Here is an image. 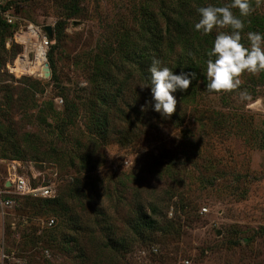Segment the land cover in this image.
Masks as SVG:
<instances>
[{
  "label": "rangeland",
  "instance_id": "rangeland-1",
  "mask_svg": "<svg viewBox=\"0 0 264 264\" xmlns=\"http://www.w3.org/2000/svg\"><path fill=\"white\" fill-rule=\"evenodd\" d=\"M72 1L8 0L16 15L52 27L63 19V4ZM230 2L80 0V15L68 20L54 54L55 82L15 71L24 49L7 46L8 34L0 31V191L8 168L32 186L52 187L51 198L71 206L66 216H80L90 230L92 240L90 235L80 240L87 243V264H264V72H243L237 88L209 92L207 52L216 35L230 29L214 26L207 34L194 29L199 7ZM249 3L250 13L241 17L245 46L248 32L264 34V0ZM174 12L197 37L188 53L178 37L167 38L164 45L173 51L162 63L175 68L180 57L184 63L177 69L189 66L197 79L176 94V110L165 117L152 110L150 88L141 89L150 83L144 72L151 65L136 63L134 55L135 62L117 65L125 54L138 53L145 23L153 20L154 29L164 30L163 16ZM233 12L239 16V9ZM108 55L111 65L102 71L111 76L113 93L122 89L106 125L94 126L90 112L98 109L89 106L88 99L95 100L88 91L96 92L102 79L97 70ZM71 103L76 108L69 113ZM8 196L14 203L0 211V264H75L72 256L78 253L71 255L72 243L65 240V252L42 241L22 251L26 238L48 234L45 222L55 216L32 211L28 204L34 202L25 197ZM151 206L157 214L150 213ZM139 213L160 226L176 221V236L163 239L153 231L145 234L152 239L147 242L133 237L124 253L104 250L107 239L134 236L136 224L144 223Z\"/></svg>",
  "mask_w": 264,
  "mask_h": 264
},
{
  "label": "trees",
  "instance_id": "trees-1",
  "mask_svg": "<svg viewBox=\"0 0 264 264\" xmlns=\"http://www.w3.org/2000/svg\"><path fill=\"white\" fill-rule=\"evenodd\" d=\"M79 1L80 0H73L72 3L70 2L68 5L62 6L63 13L60 17H63L62 20L59 22L55 23L53 28H52V38L51 41L54 43L49 47V50L47 52V61L48 64L51 68V77L50 80L55 82L57 81V75H56V62L54 59V54L58 50V48L61 46V43L64 41V29L65 25L67 24L68 20H71L73 17L80 15V8H79ZM11 4L12 2H7L6 5L4 6L3 10H9L11 9ZM181 9H183V6H179ZM177 7V10L179 9ZM187 8V7H185ZM184 8V9H185ZM14 13V11H12ZM15 14V13H14ZM163 15V14H162ZM161 15V18H162ZM163 20L165 21L164 23V30L160 28L159 31L154 29V27L157 26L154 24L153 20L152 23L150 22L148 26L145 25L144 31L146 30L145 33V39L143 40L144 44L142 47L139 49L137 54H125L126 58L122 59L121 61H118L117 67H122L125 66L124 64L128 61L133 60V55L137 56L138 60H136V63H142V62H147L149 65H151V61L153 58H160L161 61H167L168 60V54L170 55L173 51V49L165 46V42L167 38H174L178 37L180 39V42L182 43L184 47V52L188 53V50L191 48L192 44L194 43V40L196 39L197 35L189 29L187 26L188 24L186 23L185 20L182 22V18L180 14H169L163 16ZM154 26V27H153ZM14 28L8 24H6L2 18L0 17V31H6L8 34V39L12 36ZM195 44V43H194ZM63 45V44H62ZM12 47H19L17 45L12 44ZM171 46V45H170ZM194 49V48H193ZM192 49V50H193ZM190 54V52H189ZM187 56L184 58L186 63L189 65H193V58L191 55L186 54ZM111 56L108 55V61L106 62V65L102 66L99 68L97 71H101V73L98 75V78H102L100 83L98 82V88L95 92V90L92 88L90 91H88L90 98H94L95 102L93 99H88L89 101V106L94 107L95 110L98 109V112H94L91 114L90 112V117L93 119L91 122V125L94 126H104L106 125V122H108L109 115L112 111L108 110L112 108V106L115 103V100L120 97L121 93V87H116L115 93H113L114 90V82L111 81V76L107 75L106 73H103L102 70H107V68L111 65ZM132 62H135L132 61ZM177 63V66L174 68L175 73H179L180 71L177 69L178 66L183 65V60L182 58L178 57L175 61ZM166 65V64H164ZM170 68H173V66H169ZM102 68V69H101ZM196 70V68H195ZM183 71H192L193 69L189 66L184 68ZM150 72H144V76L148 78L150 81ZM80 93L82 91H79ZM180 92H177L176 94L179 96ZM85 97H80V100ZM76 108V105L71 103L68 104L67 108L65 111L72 112ZM106 109L101 112V109ZM126 119V116H125ZM128 120H130L128 118ZM96 124V125H95ZM15 157H19L18 152H15L14 155ZM81 191V190H80ZM81 194L86 197L84 192L81 191ZM25 199L31 200V203L34 202V205H31V210L32 211H39V212H45V213H50L51 215L55 216L53 217L55 224L50 228V231L48 232L47 235L43 237H28L26 238L27 241L25 240L22 243V251L23 252H29L32 248L35 247V244L38 242L42 241L45 246L48 248L53 246V248H57L60 251H64V248L61 246V243H64V240L67 241V243H72L71 248L76 249L72 250L70 247H68V250L71 252V255L74 252H77L78 254L73 255L72 257L76 260L75 264H87V261H89L88 254H87V243L80 244L81 240V235H90V230L82 224V219L80 216L73 215L72 212L68 215L67 213L70 211V207L68 208L67 204L62 202V200L58 198H37L33 199L31 197H25ZM142 212V211H141ZM150 213L152 215L157 214V208L154 206L150 207ZM140 214V221H143L144 223L142 224L141 227H139L136 224V228L134 229V236L133 235H128L125 238L119 240L118 242H115L114 239H107V244L106 242L104 243V250H110V252H118L122 251L123 253L126 252L128 246V243L130 240H133V237L140 241H149L152 240L149 236L147 237L145 234L148 232L151 234L153 231H159L161 233V236L163 239L168 238L170 235H175L177 232L175 230V225H177L176 221L173 220H165L163 225H158V223L151 218V216H145L141 213ZM102 215V214H100ZM139 216V215H138ZM80 217V218H79ZM144 228L143 230H141ZM141 230L142 232H140ZM70 232V234H69ZM144 232V233H143ZM148 234V235H150ZM176 236V235H175ZM45 237H47L46 240ZM88 238V236H87ZM149 238V239H147ZM90 239L92 240V236L90 235ZM90 239L88 238V241L90 243ZM155 242V241H154ZM231 243L233 244H238L239 241H232ZM29 244V245H28ZM32 245V246H30ZM44 246V247H45ZM69 252L67 251V254ZM73 260V259H72ZM45 264H49L46 262Z\"/></svg>",
  "mask_w": 264,
  "mask_h": 264
},
{
  "label": "clouds",
  "instance_id": "clouds-1",
  "mask_svg": "<svg viewBox=\"0 0 264 264\" xmlns=\"http://www.w3.org/2000/svg\"><path fill=\"white\" fill-rule=\"evenodd\" d=\"M233 9H239V16ZM200 19L194 25L196 31L207 34L214 26H228L230 31L216 35L211 49L207 52L209 59L206 66L205 88L209 92H220L235 89L239 86V76L243 72H264V34L248 32L249 46L242 41L244 21L250 11L249 0H231L229 4L217 6L209 4L198 8ZM150 72V88L152 110L161 116H171L176 110V93H184L189 89L197 73L192 71L174 72V68L163 65L162 61L153 58ZM147 103V102H146ZM146 107L141 106V111Z\"/></svg>",
  "mask_w": 264,
  "mask_h": 264
},
{
  "label": "built area",
  "instance_id": "built-area-1",
  "mask_svg": "<svg viewBox=\"0 0 264 264\" xmlns=\"http://www.w3.org/2000/svg\"><path fill=\"white\" fill-rule=\"evenodd\" d=\"M8 0H0V17L2 20L14 28L12 36L8 39L7 46L14 44L24 49L22 56L20 55L19 61L25 60L26 64L32 63L34 60V51L30 46L41 47L45 57V64L47 61V52L49 47L54 43L51 41L45 31L44 26L36 25L14 13L12 9L3 10ZM53 28V27H52ZM32 59V60H31ZM17 61V62H19ZM17 63L15 64L16 67ZM14 67V68H15ZM16 71V70H15ZM38 77H42L40 74H36ZM9 167V166H8ZM14 169H7V177L4 180V189L0 191V211L4 214V210L9 209L13 205V200L8 195H18L20 197L34 198H51L53 195V189L49 186H32L30 182L24 177H17L12 174ZM8 194V195H7ZM206 211L205 209L203 212ZM55 224L54 219L50 218L45 225L48 228H52ZM2 259V258H1Z\"/></svg>",
  "mask_w": 264,
  "mask_h": 264
},
{
  "label": "bare ground",
  "instance_id": "bare-ground-1",
  "mask_svg": "<svg viewBox=\"0 0 264 264\" xmlns=\"http://www.w3.org/2000/svg\"><path fill=\"white\" fill-rule=\"evenodd\" d=\"M30 48L34 51V60L30 64H26L25 60H20L17 65V72H25V73H40L42 76L44 71V65H45V58H44V53L41 47L37 46H30ZM21 62V63H20ZM20 64V65H19ZM19 68V70H18Z\"/></svg>",
  "mask_w": 264,
  "mask_h": 264
},
{
  "label": "water",
  "instance_id": "water-1",
  "mask_svg": "<svg viewBox=\"0 0 264 264\" xmlns=\"http://www.w3.org/2000/svg\"><path fill=\"white\" fill-rule=\"evenodd\" d=\"M43 30L45 31L46 35L49 38H52V26H44ZM44 68L45 69H43L44 73H43L42 77L43 78H50V76H51V68H50L49 64L46 63L44 65Z\"/></svg>",
  "mask_w": 264,
  "mask_h": 264
}]
</instances>
